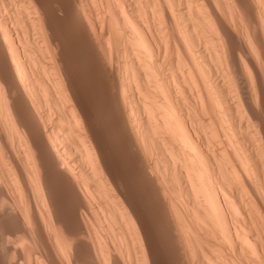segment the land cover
<instances>
[{
	"label": "bare ground",
	"instance_id": "obj_1",
	"mask_svg": "<svg viewBox=\"0 0 264 264\" xmlns=\"http://www.w3.org/2000/svg\"><path fill=\"white\" fill-rule=\"evenodd\" d=\"M60 1L110 80L129 173L71 99L54 13L0 0V64L14 75L0 90V208L18 219L0 264H82V248L87 264H159L154 229L166 264H264V121L252 119L264 109V0ZM55 165L71 232L49 190Z\"/></svg>",
	"mask_w": 264,
	"mask_h": 264
},
{
	"label": "rangeland",
	"instance_id": "obj_2",
	"mask_svg": "<svg viewBox=\"0 0 264 264\" xmlns=\"http://www.w3.org/2000/svg\"><path fill=\"white\" fill-rule=\"evenodd\" d=\"M60 2V0H44V5L47 6L48 9L56 16V22L54 23L56 24V26H58L57 34L63 43L59 47V49H62L65 52L72 53L70 57L66 59L68 60L66 61V63L70 65L69 68H67L68 73L71 75L73 74V76H70L72 80V89L74 91V96H72L71 99L73 102H75L77 99L84 103L86 112L88 110L87 117L91 119L95 130L98 131L97 133L99 139L103 143L112 142L110 144L111 151L109 152V158L113 159V163L115 162L114 165L117 168L116 170H121L122 172H124V170L126 171L127 169H129L128 164L125 160V153L121 151V148L118 144L114 143L118 135L109 122V112L111 109L109 110V108L107 109L105 106V102L108 99L107 95H109V93H112H104L106 85H110V80L101 75V73L97 72L96 70L91 69L93 68V65L91 66L87 61V54L83 53V51L85 50L83 49L82 36H80L79 34L77 35L76 32V27L78 25L75 22L67 21L64 13L57 6ZM93 71L95 72V74ZM98 75L100 76L98 77ZM128 171L129 170H127L126 173ZM132 178L133 177H131L130 175L128 179L130 187L134 192L135 201L136 203H139L142 209H146L149 205V202L144 197V193L141 191V189L136 186V182L133 181ZM150 233L152 242L155 246L154 254H156L155 257L158 260L157 262L159 264H166L168 259L165 248L168 242L164 241V247L162 248V236H158L156 229L151 230Z\"/></svg>",
	"mask_w": 264,
	"mask_h": 264
},
{
	"label": "snow or ice",
	"instance_id": "obj_3",
	"mask_svg": "<svg viewBox=\"0 0 264 264\" xmlns=\"http://www.w3.org/2000/svg\"><path fill=\"white\" fill-rule=\"evenodd\" d=\"M236 2L239 4L240 9H244L246 7L247 0H236ZM9 68L11 69V66L9 65L8 61L5 64H0V90L5 88L11 89L12 87L11 81L9 80ZM11 75L14 77L12 69ZM18 110L21 118L24 119L25 113L23 109L18 107ZM255 114V116H252L254 121H264V109L255 112ZM59 173L60 171L58 170L57 165H55L54 170L50 174L49 190L52 196L56 198L57 203L59 204L64 215L67 217L69 231L71 232L72 228L70 225L74 216L75 208L72 205L71 193L66 190H60ZM6 210L7 208H0V238H2L4 235L12 234L18 224V219L10 215ZM80 254L82 257V264H87V248H82Z\"/></svg>",
	"mask_w": 264,
	"mask_h": 264
}]
</instances>
